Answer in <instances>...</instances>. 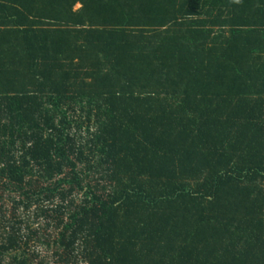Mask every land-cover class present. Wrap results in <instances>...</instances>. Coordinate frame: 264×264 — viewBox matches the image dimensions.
Here are the masks:
<instances>
[{
  "label": "trees",
  "instance_id": "trees-1",
  "mask_svg": "<svg viewBox=\"0 0 264 264\" xmlns=\"http://www.w3.org/2000/svg\"><path fill=\"white\" fill-rule=\"evenodd\" d=\"M0 264H264V0H0Z\"/></svg>",
  "mask_w": 264,
  "mask_h": 264
},
{
  "label": "rangeland",
  "instance_id": "rangeland-1",
  "mask_svg": "<svg viewBox=\"0 0 264 264\" xmlns=\"http://www.w3.org/2000/svg\"><path fill=\"white\" fill-rule=\"evenodd\" d=\"M81 5L78 3L76 4L75 8H79ZM35 249L41 252V254L45 257H47L50 261L52 260V251L44 248L43 246L40 245H34L33 246Z\"/></svg>",
  "mask_w": 264,
  "mask_h": 264
}]
</instances>
